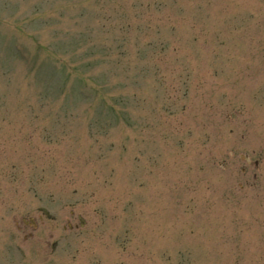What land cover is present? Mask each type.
Wrapping results in <instances>:
<instances>
[{"label":"rangeland","instance_id":"obj_1","mask_svg":"<svg viewBox=\"0 0 264 264\" xmlns=\"http://www.w3.org/2000/svg\"><path fill=\"white\" fill-rule=\"evenodd\" d=\"M0 264H264V0H0Z\"/></svg>","mask_w":264,"mask_h":264}]
</instances>
